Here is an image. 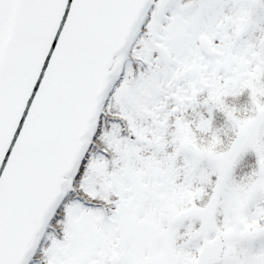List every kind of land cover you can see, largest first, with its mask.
Segmentation results:
<instances>
[{
  "label": "snow or ice",
  "instance_id": "6c2138e0",
  "mask_svg": "<svg viewBox=\"0 0 264 264\" xmlns=\"http://www.w3.org/2000/svg\"><path fill=\"white\" fill-rule=\"evenodd\" d=\"M0 264H264V0H0Z\"/></svg>",
  "mask_w": 264,
  "mask_h": 264
}]
</instances>
